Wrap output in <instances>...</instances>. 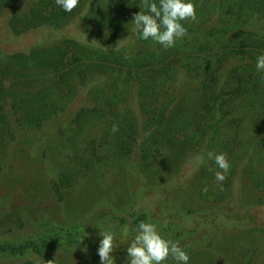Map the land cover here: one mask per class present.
Segmentation results:
<instances>
[{
  "label": "trees",
  "instance_id": "1",
  "mask_svg": "<svg viewBox=\"0 0 264 264\" xmlns=\"http://www.w3.org/2000/svg\"><path fill=\"white\" fill-rule=\"evenodd\" d=\"M194 3L196 21L182 22L188 35L163 49L137 39L131 22L143 8L141 0H80L70 13L55 0H0V140L14 147L25 135L57 134L74 110L68 139L80 138L92 121L105 125L82 140L84 148L65 155L74 166L51 183L59 202L101 161L102 148L113 168L128 175L137 196L159 161L178 180L182 167L206 163L212 149L227 155L230 169L205 199L246 216L250 210L237 206L236 188L245 185L252 196L264 195V73L255 67L256 56L264 54V0ZM60 39L65 43L26 52L27 45ZM120 102L126 107L121 112L115 110ZM244 128L248 134L237 141ZM173 181L156 186V198L177 184ZM140 196L132 199L133 208L143 201ZM263 206L264 197L256 207ZM12 218L21 228L15 212ZM248 220L252 233L264 234L253 215ZM28 247L10 245L0 253L21 254ZM243 262L249 264L248 256Z\"/></svg>",
  "mask_w": 264,
  "mask_h": 264
},
{
  "label": "rangeland",
  "instance_id": "2",
  "mask_svg": "<svg viewBox=\"0 0 264 264\" xmlns=\"http://www.w3.org/2000/svg\"><path fill=\"white\" fill-rule=\"evenodd\" d=\"M9 38L12 41L18 39L11 33ZM64 43L60 39L27 45L26 52ZM116 87L125 88L121 79ZM125 108L120 102L115 110L121 112ZM74 113L61 120L57 134L47 130L25 135L14 147L0 140V248L29 246L21 254L11 250L0 253V264H48L55 259L56 264H99L100 229L114 234L118 247L113 253L116 264H126L125 249L142 221L156 224L163 237L178 241L190 256L189 264H244L245 256H248L249 264H264V234L252 233L248 220L253 215L260 225H264V206L256 207L264 195L252 196L250 187L245 185L236 188L235 193L241 196L237 206L244 211L250 210V216L211 203L205 197L213 195L220 185L214 177L218 169H212L208 159L196 168L192 165L182 167L179 174L182 176L178 180L177 173L165 161H159L150 175H145L142 182L145 185L139 190L141 196H137L130 190L128 175H121L113 168L110 157L102 148L99 152L101 161L87 177L78 179L66 189L59 202L51 183L74 166L65 155L73 156L78 152L77 148H84L82 140L89 141L90 136H95L96 131L105 126L100 124L101 121H92L89 126L84 125L85 132L80 138L68 139L66 133L71 128ZM248 128L254 132L252 127ZM248 132L247 128L237 131V141ZM71 143L75 144L73 148ZM217 151L212 149L210 152ZM204 172L208 174V184L202 180ZM172 181L177 184L156 198L157 187ZM139 196L143 201L134 209L132 199H139ZM145 209L147 213L142 212ZM14 212L22 221L19 229L12 223V219L16 220L12 218ZM169 264L174 262L169 261Z\"/></svg>",
  "mask_w": 264,
  "mask_h": 264
},
{
  "label": "clouds",
  "instance_id": "3",
  "mask_svg": "<svg viewBox=\"0 0 264 264\" xmlns=\"http://www.w3.org/2000/svg\"><path fill=\"white\" fill-rule=\"evenodd\" d=\"M64 12L70 13L77 8L80 0H55ZM143 8L138 14L133 15L132 24L135 26L137 39L151 40L163 49L175 47L176 43L185 38L187 28L182 22H195L197 7L194 0H141ZM146 9V11L144 10ZM255 67L257 72L264 73V54L256 56ZM111 131H118V126L113 124ZM207 159L212 161L217 171L214 172L215 180L222 186L230 163L225 153L207 152ZM199 163L202 157H196ZM100 239L97 247L99 264H116L113 253L118 249L114 234L110 230L100 229ZM135 236L125 249L126 264H189L190 256L178 241L166 239L159 232L156 224L140 222L134 230ZM48 264H56L49 261Z\"/></svg>",
  "mask_w": 264,
  "mask_h": 264
}]
</instances>
